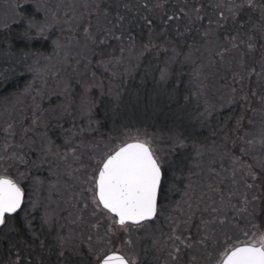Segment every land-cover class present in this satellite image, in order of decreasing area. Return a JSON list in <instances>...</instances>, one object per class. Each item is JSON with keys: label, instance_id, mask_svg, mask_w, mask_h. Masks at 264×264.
<instances>
[{"label": "trees", "instance_id": "1", "mask_svg": "<svg viewBox=\"0 0 264 264\" xmlns=\"http://www.w3.org/2000/svg\"><path fill=\"white\" fill-rule=\"evenodd\" d=\"M5 2L9 4L7 9L5 4L0 6V155L5 148H9V154L18 151L9 146L21 142L22 130L30 127L37 105L45 114L40 117V126L27 134L29 143L35 138L39 145L46 134L54 151L61 152L83 140L85 122L78 111L82 91L79 82L88 83L93 76L103 86L98 89L102 91L100 95L97 91L90 93L94 100L95 136L100 144L115 132L133 128L164 137L184 136L188 147L174 153L170 163L171 169L181 175L193 169L195 160L204 163L197 156L200 149L214 148L223 155L243 153L246 158L260 155L264 161V67L261 66L264 34L253 30L254 26H260L258 10L243 9L236 14L235 22L229 17L221 22L222 27H217L215 21L221 11L215 7L218 0H147L163 5L154 12L138 7L146 0H27L33 11L37 5L40 7L39 19L46 20L49 27L46 38L29 42L17 38L23 31L17 23L19 5L25 0ZM95 3L109 12V20L125 13L127 31L122 40L109 39L98 46L85 38L84 29L89 26L101 35L102 28L111 27L102 14H97L92 6ZM124 3L131 12H126ZM256 3L262 5L264 0ZM194 7L200 9L201 19L191 22L181 10L194 17ZM173 13L181 18L165 23V17ZM143 17L153 19L151 29ZM241 24L243 39L247 42L252 37L254 51L249 52L245 43L222 58L218 53L224 50L225 37L235 36ZM209 28L211 34L206 36ZM113 31L121 34L119 29ZM54 41L61 46L55 47ZM149 42L154 47L146 50ZM185 57L190 59L186 61ZM165 68L168 78L161 81L160 73ZM109 88L112 95L119 92L118 102L109 95ZM6 130L14 135H8ZM224 134L230 139L226 140ZM66 139L69 144H65ZM27 158L36 159L35 152H29ZM82 159L86 161L87 157ZM75 167L69 168L52 158L51 170L58 175L63 169ZM256 173L261 174L259 167ZM32 174L44 179L45 186L42 192L33 194L24 181L29 193L26 201L40 199L53 222L50 227L42 226L39 217L43 209L29 214V229L24 228V221L18 217L13 222L18 231L0 233V264H9L17 252L23 255L24 264H79L87 252V236L95 238L96 230L89 223L90 214L79 211L84 205L78 203L83 199L78 187L74 196L73 189L67 187L71 183L67 177L60 175L57 180L56 175H49L47 162L40 171L33 169ZM49 183L56 187L49 189ZM260 189L259 197L264 195V188ZM174 192L161 198L164 211L175 198ZM259 205L264 206V201L260 200ZM80 216L83 219H78ZM255 218L258 224L264 222V214L257 213ZM103 231L101 228L100 232ZM60 235L77 243L83 240L82 254L66 252L60 258L57 244ZM113 239L117 247L120 235ZM141 263L159 264V261L147 250Z\"/></svg>", "mask_w": 264, "mask_h": 264}, {"label": "snow or ice", "instance_id": "2", "mask_svg": "<svg viewBox=\"0 0 264 264\" xmlns=\"http://www.w3.org/2000/svg\"><path fill=\"white\" fill-rule=\"evenodd\" d=\"M92 6L96 8L98 15H103L111 27L105 26L102 28L100 32L103 35H101L91 31V26H89V28L84 29L85 38L98 46L105 45L109 39L122 40L124 32L127 31L124 27L125 13H120L116 15L114 20H109V12L103 11L100 3H95ZM118 6L120 5L118 4ZM122 6L126 12L132 11L127 3ZM138 7L154 12L162 8L163 5L161 3L151 4L146 0ZM215 7L221 10L220 18L215 21L217 27H222L221 22L229 17L235 22L236 14L243 9L258 10L260 13V26L259 28L254 26L253 30L264 34V4L258 6L256 0H218ZM39 11L40 7L38 5L33 11V5L28 3L27 0L19 5L20 19L17 23L23 28V31L18 34V39L31 42L48 36L47 21L39 19ZM194 12L195 16L193 17L187 11L181 10L182 15L191 22L201 19L200 9L194 7ZM25 13L28 14L25 15ZM180 18V16L173 13L165 17V23ZM143 19L151 29L153 19L151 17H143ZM209 23L211 25L212 21ZM6 27L8 26L6 25ZM243 28L244 25L241 24L236 29L235 36L225 37L224 50L218 53L222 58L230 51L238 50L245 43L249 52L254 51L252 37L249 36L247 42L243 39ZM113 29L121 30V34L117 35ZM210 34L211 28L206 31L205 35L209 36ZM53 43L55 47L61 46L59 41ZM150 47H154L151 42L145 45L146 50ZM121 50L123 51V49ZM189 59L190 57H185L186 61ZM261 60V66L264 67V52H262ZM101 63L104 64V61L102 60ZM104 70L108 71L107 66ZM112 75L115 77V73ZM167 78L168 72L165 68L161 70L160 79L166 81ZM79 83L82 91L78 111L81 116H91L94 100L90 96V92L96 85L86 82ZM100 87L102 90L103 86ZM109 95H112L111 89H109ZM252 95H256V93L253 92ZM119 96L120 94L117 91L115 95H112V99L118 102ZM44 114V110L37 105L30 127L22 130L21 142L9 146L18 149V151H12L9 154V148H5L4 154L0 155V233L18 231L13 224L18 217L24 221V228L29 229L31 225V220L28 219L29 214L40 209H43V214L39 217L42 226H51L53 221L48 215L47 206L40 199H28L26 201L29 193L23 183L24 181L28 182L33 194L42 192L45 180L32 174V170L40 171L41 167L47 162L49 164V175H56L57 180L60 179V175L66 176L68 181L71 182L67 187L73 189L74 196L76 195L75 189L78 187L79 195L83 197L78 203L84 205L79 211L89 213L92 217L89 223L96 230V237L94 238L91 234L87 236V252L84 253L85 258L79 264H138L133 259V255L129 254L134 248L131 238L121 241V247L117 248V241L113 237L119 233H127L131 237L135 230L143 228L148 222L158 219L164 211L161 206V198L169 192L177 191L176 180L180 178L176 176L174 171L171 176L169 175V166L167 161L160 155L155 137L148 135L146 132L141 133L139 130L136 133L131 131L115 132L112 136L104 139L103 146L97 142L95 147H89L86 161L82 159L84 154L78 155L77 150L73 149L72 159L76 167L58 175L51 170L52 158L55 157L63 162L68 159V153L61 156L58 150L54 151L53 143L46 134L40 139L39 145H37L35 138L30 143L26 139L29 132L40 126V117ZM6 133L14 135L8 130H6ZM186 140L187 138L181 135L172 137L173 151L186 149L188 147ZM65 144H69L67 139ZM33 151L36 154V159H28V153ZM228 158L232 162L234 174L239 171L246 179L252 181V183L245 185L247 189L256 187L257 180L259 186L264 188V161H261L258 165H250L242 164L235 157ZM257 167L261 169L259 176L255 173ZM48 187L49 189L55 188L56 184L49 183ZM185 195H187V190H185ZM245 197H247V193H245ZM259 199L264 201V195H261ZM256 200L255 195L252 197V201L245 198V205L252 204ZM204 211H211L213 215L209 220L201 219L200 230L204 232V235L198 243H201L205 249L209 246L213 248L212 264H264V222L260 224L253 223L252 228L255 231L244 229V238L242 239L240 235H229L228 232L218 233L216 231L214 225L217 223L221 228L229 224L227 219L219 218L222 208H205ZM238 211L247 212V207ZM256 213L264 214V206L255 205L252 213L254 217ZM224 215L226 216L227 213H224ZM78 219H83V216L78 217ZM101 228L104 229L103 233L100 232ZM232 230L235 231V226H232ZM209 231L212 233L211 236L208 235ZM172 238L170 237V239ZM174 238L179 240L180 243L184 242L179 235ZM57 244L60 258H63L66 252L80 256L82 254L81 249L84 248L83 240L77 243L62 235L57 237ZM124 245H127V247H124ZM186 247L191 249L193 245L189 243ZM176 251L179 252V249L177 248ZM173 259H178V256H173ZM9 264H24L23 255L17 252L15 257L9 261Z\"/></svg>", "mask_w": 264, "mask_h": 264}, {"label": "rangeland", "instance_id": "3", "mask_svg": "<svg viewBox=\"0 0 264 264\" xmlns=\"http://www.w3.org/2000/svg\"><path fill=\"white\" fill-rule=\"evenodd\" d=\"M1 4H5L4 7L6 9V5L9 6L5 0H0V6ZM88 83L96 85V87L92 88L91 92L97 91L99 95L101 94L102 91L98 90L102 85L100 84L101 80L98 81L97 78L95 79L92 76V79ZM80 117L85 122V132L82 135L83 140L74 142L68 148L69 150L59 152L61 156L68 153V159L63 161V163L69 168L76 166L72 159L73 149L77 150L78 155L84 154L83 157L85 158L87 157L88 148L95 147L96 143L99 142L97 140L98 137L95 136L97 129L94 125L95 121L93 120L92 113L91 116H81L80 114ZM137 130L155 137L156 146L159 149L160 155L167 161L171 176L173 173V169L170 166L171 159L174 153L178 152L173 151L171 138L176 135L170 134L164 137L160 133H153L146 129L138 128L123 131L136 133ZM224 136L226 140L230 139L229 135L224 134ZM101 146H103V142H101ZM197 156L202 158L204 163H201V159L199 161L195 160L193 169L191 167L187 174L181 175L175 173L176 176L180 177L176 180V184L182 182L177 185L179 187L176 186L177 191L173 194L175 198L172 200V203L165 206V211L160 214L158 219L148 222L143 228L135 230L131 237L127 233L118 234L120 235V242L131 238L134 248L129 254L133 255V259L138 264H142V254L145 251L147 252V250L153 254L154 260H158L159 264H212L213 248L209 246L205 249L201 243H198L204 235V232L200 230L201 219L209 220L213 215L211 211L205 212V208H222L219 218L229 221V224L223 228H221L219 223L214 225L218 233L228 232L229 235H240L243 239L244 229L255 231L252 228V224L258 223L255 218L256 215L254 217L252 213L255 205H259L260 203L259 194L261 193V189L257 185V182L256 187L247 189L245 185L252 183V181L246 179L239 171L234 174L232 162L228 157H235L242 164L258 165L261 162L260 155L247 158L243 153L239 156H235L234 154L223 155L212 148L200 149L197 152ZM65 171L63 169L62 173ZM185 190H187V195H185ZM245 193H247V197H245ZM254 195L257 197V200L246 206L245 198L252 201ZM245 207H247V212L238 211ZM224 213H227V215L225 216ZM232 226H235L234 232ZM73 232L74 229H72ZM176 235L181 236L184 242L180 243L179 240H176L174 238ZM208 235H212L211 231H209ZM170 237L173 238L170 239ZM189 243L193 245L191 249L186 247ZM119 247H121V243L117 246V248ZM124 247H127V245H124ZM177 248L179 252L176 251ZM173 256H178V259H173Z\"/></svg>", "mask_w": 264, "mask_h": 264}]
</instances>
